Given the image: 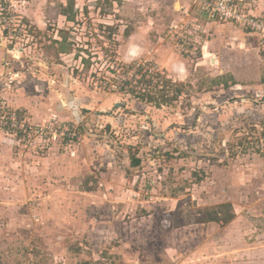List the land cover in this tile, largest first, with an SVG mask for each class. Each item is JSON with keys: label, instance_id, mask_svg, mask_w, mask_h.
<instances>
[{"label": "rangeland", "instance_id": "374dc122", "mask_svg": "<svg viewBox=\"0 0 264 264\" xmlns=\"http://www.w3.org/2000/svg\"><path fill=\"white\" fill-rule=\"evenodd\" d=\"M4 3L0 264H264L263 38L194 0Z\"/></svg>", "mask_w": 264, "mask_h": 264}, {"label": "built area", "instance_id": "2783aa9c", "mask_svg": "<svg viewBox=\"0 0 264 264\" xmlns=\"http://www.w3.org/2000/svg\"><path fill=\"white\" fill-rule=\"evenodd\" d=\"M5 0H0V8L5 7ZM208 12L209 18L215 21H226L239 24L244 30L257 34L264 40V17L253 15L251 7L244 0H194ZM7 9L5 12H7ZM9 12V11H8ZM10 13H6L8 15ZM152 72L150 69H146ZM10 124L15 116H11Z\"/></svg>", "mask_w": 264, "mask_h": 264}, {"label": "trees", "instance_id": "16d2710c", "mask_svg": "<svg viewBox=\"0 0 264 264\" xmlns=\"http://www.w3.org/2000/svg\"><path fill=\"white\" fill-rule=\"evenodd\" d=\"M72 10H73V7H72V4L70 2L69 7L64 11L65 13L70 12L69 18H68L69 20L74 19V14H73ZM100 27H102V26H100ZM109 29L111 31H114L110 27H109ZM61 39L62 40L59 43L58 50L60 52L65 53L68 50L69 45L68 44H67V46L65 45L66 37L62 36ZM124 66H127V65H124ZM121 68H123V70H125L124 67H121ZM126 68L128 69V67H126ZM154 76L159 77L158 74H155V73L149 72L148 70H145L144 73L141 75V78L137 80L138 85H141V86L145 85L144 92L139 94V99H142L148 103H153V104H155V106H161L162 104L169 103L171 100H173L172 99L173 97H169L164 88H165V85H167L168 83H171V82H168V80L165 79L164 86L159 88V84L161 83L162 80L159 79L160 80V82H159L158 79H155L156 81L153 83V80H154L153 77ZM161 78L163 79V77H161ZM151 91L157 92L155 94H157L158 97H154L153 95H151ZM138 162H139V159H134L133 165H137ZM231 206L232 205L230 203L218 204L217 207H215L214 211L209 213L208 221L216 222V223H219L221 225L228 224L234 218V212L231 210ZM223 209H225L224 213H223Z\"/></svg>", "mask_w": 264, "mask_h": 264}, {"label": "crops", "instance_id": "0c3cea01", "mask_svg": "<svg viewBox=\"0 0 264 264\" xmlns=\"http://www.w3.org/2000/svg\"><path fill=\"white\" fill-rule=\"evenodd\" d=\"M258 2H260L261 4L259 5L260 6V8H259V14H261L262 13V8H264V4H263V2H264V0H258ZM251 11H252V9H251ZM231 24V23H230Z\"/></svg>", "mask_w": 264, "mask_h": 264}, {"label": "water", "instance_id": "95a60500", "mask_svg": "<svg viewBox=\"0 0 264 264\" xmlns=\"http://www.w3.org/2000/svg\"><path fill=\"white\" fill-rule=\"evenodd\" d=\"M211 63H214V60L213 59H211Z\"/></svg>", "mask_w": 264, "mask_h": 264}]
</instances>
